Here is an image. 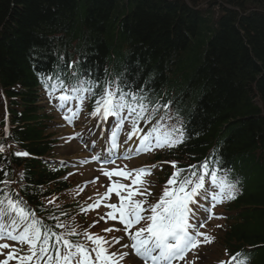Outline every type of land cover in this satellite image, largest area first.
I'll list each match as a JSON object with an SVG mask.
<instances>
[{
  "label": "trees",
  "instance_id": "trees-1",
  "mask_svg": "<svg viewBox=\"0 0 264 264\" xmlns=\"http://www.w3.org/2000/svg\"><path fill=\"white\" fill-rule=\"evenodd\" d=\"M77 69L172 102L185 140L159 157L237 182L224 257L264 264V0H0V182L19 178L24 197L51 180L16 155L52 146L37 86Z\"/></svg>",
  "mask_w": 264,
  "mask_h": 264
},
{
  "label": "snow or ice",
  "instance_id": "snow-or-ice-1",
  "mask_svg": "<svg viewBox=\"0 0 264 264\" xmlns=\"http://www.w3.org/2000/svg\"><path fill=\"white\" fill-rule=\"evenodd\" d=\"M47 80L50 83L46 87L51 89L49 96L58 90L61 92L57 97L61 101L60 107H64L70 100H79L80 105L83 106L86 100L91 99L93 111L90 115L101 120L115 118L116 124L120 127L112 133L108 148L111 155L104 158L106 162L114 163L113 156L130 158L132 152L147 153L153 148H173L184 143L185 135L182 125L177 127L175 124L168 123L172 119L169 115L172 102H161L160 98L151 97L143 89H132L122 74L112 80L105 79L97 82L82 78L77 69L70 76L64 74L55 78L49 76ZM76 115L78 113L73 112L72 116L65 119L71 120ZM153 121H155L154 124ZM141 122L150 124L151 127L144 132L140 128ZM125 123L131 126V131L127 134L128 140L138 136V146L131 151L125 148L123 153H119L118 133ZM141 132L143 135H140ZM125 143L127 144V141ZM16 155H27V153H16ZM92 159L99 160L101 157L94 156ZM172 163L175 166V162ZM197 168V165H191L189 169H177L167 181L163 194L155 204H148L146 196L152 193L147 188L143 191L128 190V186L114 182L100 200L82 209L88 211L97 208L101 200L106 199L109 193L116 192L120 198L119 206L116 203L108 204L107 207L112 211L106 213V216L113 220L119 219L124 227L115 230L123 231L126 236L112 237L111 240L90 234L87 230L82 234L78 233L75 227L69 228L61 223H57L55 227L63 228L65 231L56 232L36 217L35 213L22 206L20 200L5 196L0 199V241L12 240L21 246L27 245L28 249L27 252H23L22 248L0 243V254H4V249L11 248L0 264H9V261L14 259L17 260V264H120L128 253H120L119 250L109 252V248L120 244V241L126 238L129 242L122 244L121 248L132 249L138 258L145 261V264H174L177 260H184L190 250L197 248L202 242L211 243L214 240V237L199 231L200 227L205 226L207 217L198 218L196 211L190 205H197V211L209 213L211 208L199 204L197 197L209 201L210 204L212 201L223 203L225 199H235L239 191L237 182L227 175H218V170L211 169L207 159L199 165L201 174H198ZM133 171L144 175L151 172L144 167ZM185 172L187 175H181ZM103 174L109 179L112 175H130L124 171L113 173L106 170ZM206 175L211 176L209 187H205ZM98 179L99 177H96L92 181L85 182L84 187L87 183H95ZM0 183L6 184L7 181ZM133 183H144V181L141 176H137ZM168 185L174 187L169 188ZM121 190H127L128 194L121 195ZM2 192L3 190L0 189V193ZM137 195L145 196V199H134ZM49 203L53 201L50 200ZM116 213L119 215L117 216ZM51 218L59 220L55 216ZM100 219L104 220L105 216H101ZM190 220L195 222L190 223ZM142 221L145 226L136 228L134 232L131 231ZM98 222H94L90 227H94ZM113 230V228H106L103 231L112 232ZM79 235H83L92 246L89 247L79 240L73 241L69 238ZM201 236L204 237L203 241L200 240ZM233 262L248 264V257L243 252H237L230 257L229 261H221L220 264H233Z\"/></svg>",
  "mask_w": 264,
  "mask_h": 264
},
{
  "label": "rangeland",
  "instance_id": "rangeland-1",
  "mask_svg": "<svg viewBox=\"0 0 264 264\" xmlns=\"http://www.w3.org/2000/svg\"><path fill=\"white\" fill-rule=\"evenodd\" d=\"M67 104L71 105V102L68 101ZM65 108H66V106L64 107V109ZM79 109H80V107L78 106V103L75 101V103H73V107H72V109L70 111H75L76 112ZM57 113H59V112L57 111ZM82 115L84 117L86 116L85 113H82ZM60 117H62V116H60ZM112 118L113 117H109L107 120H103V121L104 122H109ZM76 119L77 118H75V122H76ZM86 120H87V118H86ZM71 123H73V122H71ZM111 123L112 124H116L115 120L113 122H111ZM124 126H125V128H124L125 132H127V134H128L131 131V126H130L129 123H125ZM116 130H117V127L115 126L112 129V131L114 132ZM59 132H62V134L66 133L65 131H61V130ZM144 132H146V130H144ZM121 133L123 134V128L121 130ZM110 135H112V134H110ZM140 135H141V133H140ZM66 138H68V137L66 136ZM68 139H70V138H68ZM85 139H86L85 136L79 135L77 137L78 141L85 140ZM84 143H85V145H87L86 142H84ZM68 144H69V146H67L66 148H62V149L56 150V152L59 154L60 158L68 160L69 156L70 157L71 156L75 157V155L79 156V154H80V152H79L80 145L77 143V141L76 140H70ZM156 149L157 148H153L152 151H149L147 153H140V155L142 157L139 160V163H137V164L140 166V165H143L144 163H146L145 165L147 167H151L152 162H147V161L150 160L153 157V153L155 152ZM71 153H72V155H71ZM76 158H77V156H76ZM78 160H80V159H78ZM141 160L143 162H140ZM85 163H87V161H85ZM137 164H134V165L129 166V167H124V170L127 171V172H131L132 173V171L137 168ZM81 165H84V164L82 163ZM115 166H118V165H115ZM164 167H165L164 165L156 164L155 167L152 168L151 173L152 174L156 173L159 176L160 174H162L161 171L163 170ZM79 173H81L82 177L79 176L80 174H78V173H77L78 175H72V176L68 177L69 184L72 185V187H71V189L68 190V192H66V193H64L62 195V198L59 200L60 202H67V203H71V204H75L76 203L77 205H79L81 207H87L89 204H93L95 201L100 200L101 197L104 196V194L108 191L109 186L111 184H113V182L115 181V178H111V179L106 178L105 179L103 177H100L98 179V181H96L95 183H87V186L84 187L85 182L92 181L97 176H94L95 174H92V172H91L87 176L84 177L83 176L84 172L82 171V169L80 170ZM133 175L135 177V176H140V175L143 176L144 174H140V173L139 174H135L134 173ZM158 176L157 177L154 176V179L157 178V180H158V178H159V182L161 183V179ZM134 180H136V179H134ZM134 180H133V178H126L125 180H123V182H124V184L126 186H130L129 187L130 190H136V189L144 190L145 188H147L148 190H156L155 187L153 186V182H155V181L150 179V178H148L146 180V181H149V183H147V182H145V180H143L144 183L134 184L133 183ZM209 185H210V182H207L205 184V187H209ZM124 192H125V190L123 191V193ZM161 195H162L161 193H156L155 197L156 198H160ZM89 197H91V199H89ZM137 197H138V195L136 197H134V198H137ZM198 198L200 199V197H198ZM118 200H119V197H117V198H114V197H110L109 198V197H107L106 199L101 200V203H100L99 207L94 208L92 211H90L87 214L88 225H93L94 222L99 221L98 223L95 224L94 227H90L89 226L88 231H89L90 234L102 236V237H104L107 240H111L112 236H115L116 230L113 228V226H111L109 224H105V219L101 220L100 217L101 216H105V210H103L105 208V204H112V203H115ZM200 201H201L202 205H204L205 207H210L211 211L209 213H205L203 211H196L197 215L201 214L200 217L198 216V218L204 219L205 217H207L205 226L200 227L199 231L201 233H205L206 235L214 237V240L211 243H203L202 242L197 248L190 250V252L188 254H186L184 260H180V264H211V263H213L215 261V259L217 257L222 258L221 257L222 254H220V253H218L217 257H216V253L219 250L222 251V248L220 249V244L217 241L218 238L220 239L222 237V233L220 231V228H221L222 224L224 223V222H220L218 220L222 216V214L218 213L219 212L218 210L222 206V204L219 205L218 201H212L211 204L209 203V201H206V200H201L200 199ZM200 201L198 200L199 204H200ZM149 204H151V203H149ZM190 207H192L193 210L195 211V209H194L195 205H193V206L190 205ZM145 208H147V207H145ZM196 208H197V205H196ZM116 221H117V223L115 225L119 229L124 227L122 224L118 225V224H120L118 219H116ZM192 222H195V221L190 220V223H192ZM141 224H142V222H141ZM141 224L136 225L133 228L134 230L131 229V231L134 232L136 230V228L142 227ZM106 228H113L114 230L112 232L103 231ZM119 236H126V234L123 231H121V233L118 234V237ZM200 240L203 241L204 237L201 236ZM126 242H129V241H127V238L125 240H121L120 244H118L119 247L116 246V247L109 248V252H114V250L118 248L117 250H119L120 253H128V255H127L128 260L129 259L130 260H133V259L136 260V262L135 261H131L129 263L125 262L124 264H145V261H143L142 259L138 258L134 254L132 249H130V248H121V245L126 243ZM9 245H11L12 247H15V248H19L21 246L15 241L12 242ZM25 249L26 250L24 252H27V248H25ZM9 251H11V248L6 249V251H3L4 254H2L0 256V261L4 260L6 258V253H8ZM176 262L177 263H175V264H179L178 263L179 260H177ZM11 263L12 264H17V260H15V259L11 260L9 262V264H11Z\"/></svg>",
  "mask_w": 264,
  "mask_h": 264
}]
</instances>
